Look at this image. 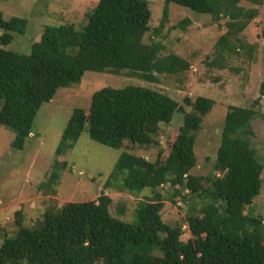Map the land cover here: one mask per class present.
Wrapping results in <instances>:
<instances>
[{
    "label": "trees",
    "instance_id": "1",
    "mask_svg": "<svg viewBox=\"0 0 264 264\" xmlns=\"http://www.w3.org/2000/svg\"><path fill=\"white\" fill-rule=\"evenodd\" d=\"M240 2L165 0L161 26L168 19L169 4L210 15L214 21L227 19V30L216 44L218 55L237 54L231 38L257 14L246 13ZM150 23L146 0H98L83 29L45 26L39 42L23 55L6 48L14 35L25 34L27 20H6L0 12V126L15 133L12 147L23 148L41 106L53 100L59 89L80 84L85 72L128 71L129 76L146 82H154L155 75L188 72L185 60L160 55L163 46L150 35ZM153 32L158 35V29ZM260 98H264V82L255 104ZM214 104L210 98L186 97L184 106L192 112L185 113L174 99L153 88L95 92L88 110L73 112L58 154L61 146L77 141L86 128L91 140L114 149H124L126 144L134 149L159 147L165 128L177 113H183L164 159V150L158 151L153 162L124 151L107 181L109 186L118 179L122 190L130 194L149 189L151 195L137 203L134 223L112 216L111 199L106 196L50 207L30 227L22 225L18 211L17 229L0 242V264H264V219L251 212L264 171L249 141L255 111L230 106L212 173H191L197 162L196 136ZM164 186L172 190L169 195L161 194ZM180 191L186 193L182 199L177 197ZM176 200L190 205L184 221L191 234L187 240L182 223L172 225L162 219L166 203L176 205Z\"/></svg>",
    "mask_w": 264,
    "mask_h": 264
},
{
    "label": "rangeland",
    "instance_id": "2",
    "mask_svg": "<svg viewBox=\"0 0 264 264\" xmlns=\"http://www.w3.org/2000/svg\"><path fill=\"white\" fill-rule=\"evenodd\" d=\"M146 1L151 11L150 35L163 46L160 55L173 54L185 60L190 65L188 72L155 75L154 82L131 77L128 71L119 74L85 72L80 84L59 89L53 100L41 106L32 125V136L25 140L21 150L12 147L15 133L0 126V242L17 229L18 211L22 215V225L30 227L50 207L60 208L69 202L96 201L102 196L111 199L109 209L112 216L127 223L135 222V207L151 195L150 190L130 194L122 190L118 179L111 180L109 186L107 181L124 151L153 162L158 151L164 150V159L170 142L182 125L183 113H177L171 125L165 128L159 138V147L134 149L126 144L124 149H114L91 140L86 128L77 141L61 146L58 154L62 134L73 112L88 110L93 94L104 88H153L174 99L185 113L192 112L191 108L184 106L186 97L212 99L215 104L202 118L201 129L196 136L194 152L197 162L191 171L195 176H207L213 171L227 109L230 106L253 109L250 147L264 165V98L255 104L259 99V86L264 82V0H257L259 3L256 4L253 0H241L239 7L246 13L257 11V14L242 32L231 38L237 54L223 52L222 56L218 55L216 44L227 30V19L214 21L210 15L169 4L168 19L161 26L165 0ZM97 2L0 0V12L4 19L17 17L27 20L25 34L14 35L6 49L28 55L31 46L39 42L45 26L65 24L72 25L76 30L83 29L87 14ZM181 23L183 25L180 26ZM156 29L158 35L153 32ZM261 178V191L253 200L251 212L264 219V171ZM171 191L165 186L160 189L164 196ZM180 192L177 197L182 199L183 193H186ZM197 205L199 207L200 203ZM189 206L183 200L176 205L167 202L162 211L163 221L186 225L184 221ZM184 229L183 239L187 240L191 234L187 226Z\"/></svg>",
    "mask_w": 264,
    "mask_h": 264
}]
</instances>
